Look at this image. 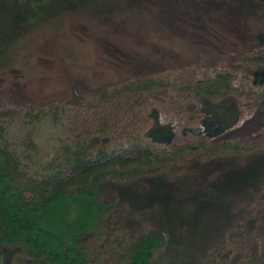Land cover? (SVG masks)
Returning a JSON list of instances; mask_svg holds the SVG:
<instances>
[{
	"label": "rangeland",
	"instance_id": "obj_1",
	"mask_svg": "<svg viewBox=\"0 0 264 264\" xmlns=\"http://www.w3.org/2000/svg\"><path fill=\"white\" fill-rule=\"evenodd\" d=\"M9 53L12 63L0 70V131L31 177L76 145L94 158L102 146L109 154L147 149L185 157L196 147L193 176L209 170L202 141L264 154V0L117 1L70 12L60 33L31 29ZM217 74L230 77L229 93L201 102L192 89ZM146 80L165 86L102 97ZM260 172L227 193L220 192L223 170L205 176L196 223L172 238L181 264H264V165ZM141 182L137 204L121 202L104 184L101 202L113 208L82 241L91 264H117L122 237L166 231L163 206L175 209L177 201L151 199L149 179ZM157 253L152 264L165 261V250Z\"/></svg>",
	"mask_w": 264,
	"mask_h": 264
},
{
	"label": "trees",
	"instance_id": "obj_2",
	"mask_svg": "<svg viewBox=\"0 0 264 264\" xmlns=\"http://www.w3.org/2000/svg\"><path fill=\"white\" fill-rule=\"evenodd\" d=\"M117 1L123 0H0V70L12 63L10 49L29 30L49 26L60 33L70 12L105 8ZM229 79L227 74H217L197 82L192 91L201 102L212 96L224 99L230 91ZM164 86L153 80L137 81L102 97L106 100L120 92L148 93ZM201 144L205 158L202 166L209 170L198 172L196 177L191 174L201 159L196 147L185 157L181 152L162 156L147 149L109 154L102 146V153L94 158L87 146L76 145L73 152H65L59 164L37 178L27 175L19 157L4 145L0 131V264H91L82 241L100 229L103 218L113 208L101 202V193L107 187L104 184L111 185L113 195L121 202L127 198L137 204L140 198L136 189L144 179H149L147 194L151 199L165 196L177 203L175 209L171 203L163 206L169 208L166 231L148 230L117 240L121 251L117 264H152L162 248L167 255L165 261L160 259L161 264H181L178 243L172 238L186 223H196L191 217L201 205L195 196L205 176L223 170L226 177L219 191L227 193L253 181L264 165L262 153L244 148L241 152L236 146L215 143L205 147L203 141ZM26 148H30L29 143ZM237 155H242L236 158L242 159L239 164L235 163ZM171 162L175 165L170 166ZM202 166L198 168L203 170ZM118 180L131 183L121 185ZM16 253L19 256L13 259Z\"/></svg>",
	"mask_w": 264,
	"mask_h": 264
}]
</instances>
